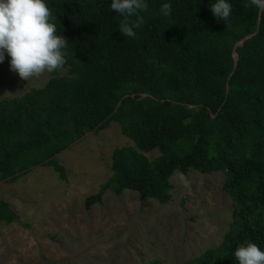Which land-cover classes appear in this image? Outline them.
Returning <instances> with one entry per match:
<instances>
[{"label": "trees", "instance_id": "trees-1", "mask_svg": "<svg viewBox=\"0 0 264 264\" xmlns=\"http://www.w3.org/2000/svg\"><path fill=\"white\" fill-rule=\"evenodd\" d=\"M45 2L57 34L68 39L67 74L0 100V182L40 165L65 179L56 156L115 121L133 145L113 150L112 174L85 198L87 208L107 190L165 203L174 171H221L232 201L229 228L220 244L182 264H239L234 252L245 242L264 251V14L237 47L228 79L234 43L257 28L259 10L250 0H227V21L213 16L216 0H146L135 38L119 30L123 17L111 0ZM164 3L172 5L168 16ZM155 150L158 156L145 155ZM19 219L0 198V222Z\"/></svg>", "mask_w": 264, "mask_h": 264}, {"label": "rangeland", "instance_id": "rangeland-1", "mask_svg": "<svg viewBox=\"0 0 264 264\" xmlns=\"http://www.w3.org/2000/svg\"><path fill=\"white\" fill-rule=\"evenodd\" d=\"M65 69L23 80L10 68L4 53L0 62V100L21 96L45 85ZM133 145L120 126L91 132L56 157L66 178L48 165L33 168L14 182H0V198L20 219L0 222V264H182L221 243L232 220V201L222 189L221 171L190 169L187 184L170 178L168 202L160 203L125 189L105 191L100 203L85 206L111 176L115 148ZM149 158L157 150L146 152Z\"/></svg>", "mask_w": 264, "mask_h": 264}, {"label": "clouds", "instance_id": "clouds-1", "mask_svg": "<svg viewBox=\"0 0 264 264\" xmlns=\"http://www.w3.org/2000/svg\"><path fill=\"white\" fill-rule=\"evenodd\" d=\"M250 5L264 14V0H250ZM110 7L123 17L119 25L121 33L135 38L134 29L143 23L140 13L148 7L146 0H111ZM171 8L170 3H164L160 11L168 16ZM210 8L213 16L223 21L232 13V5L227 0H216ZM53 21V13L45 0H0V62L7 52L11 70L26 81L62 70L67 62L68 39L57 34ZM177 175L187 184L182 173ZM234 256L239 264H264V251L252 242L238 246Z\"/></svg>", "mask_w": 264, "mask_h": 264}, {"label": "water", "instance_id": "water-1", "mask_svg": "<svg viewBox=\"0 0 264 264\" xmlns=\"http://www.w3.org/2000/svg\"><path fill=\"white\" fill-rule=\"evenodd\" d=\"M260 15H261V13L258 12L257 28H256L253 32H251V33H249V34L243 36L242 38H240L238 41H236V42L234 43L233 48H232L233 68H232L231 73H230L229 76H228V79H229V77L232 75V73H233V71L235 70L236 65H237V61H238V53H237L236 49H237L238 46L242 45V44L244 43V41H246L247 39L251 38V37L257 32L258 27H259V24H260ZM227 92H228V80L226 81V93H227ZM131 96H134V94H131ZM145 96H149V94H148V93H141V94H140V97H145ZM120 102H121V100L118 102L116 108L120 105ZM190 106H193V105H190ZM89 133H91V132H90V131H89V132H86V133L83 134L79 139H81L83 136H85V135H87V134H89ZM79 139H77V140H79ZM77 140L73 141V142H72L71 144H69L67 147L71 146V145H72L74 142H76ZM67 147H66V148H67ZM64 149H65V148H64ZM64 149H63V150H64ZM63 150H62V151H63ZM62 151H61V152H62Z\"/></svg>", "mask_w": 264, "mask_h": 264}]
</instances>
